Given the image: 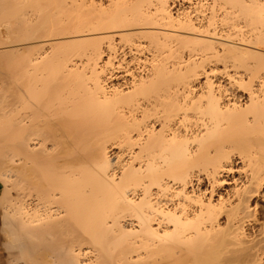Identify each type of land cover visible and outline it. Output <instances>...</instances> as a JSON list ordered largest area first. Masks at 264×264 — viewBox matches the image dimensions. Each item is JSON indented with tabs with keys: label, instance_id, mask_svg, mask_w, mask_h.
<instances>
[{
	"label": "bare ground",
	"instance_id": "obj_1",
	"mask_svg": "<svg viewBox=\"0 0 264 264\" xmlns=\"http://www.w3.org/2000/svg\"><path fill=\"white\" fill-rule=\"evenodd\" d=\"M9 178L11 264H264V0H0Z\"/></svg>",
	"mask_w": 264,
	"mask_h": 264
},
{
	"label": "rangeland",
	"instance_id": "obj_2",
	"mask_svg": "<svg viewBox=\"0 0 264 264\" xmlns=\"http://www.w3.org/2000/svg\"><path fill=\"white\" fill-rule=\"evenodd\" d=\"M0 180H2V179H0ZM6 180H8V185H6L5 183H2V181L0 182V191L1 190H3V187H6V191L8 192V194L10 195V197H13L15 194L13 193V191H14V189H15V187L14 188H12V184L11 183H13L14 182V180H12L11 178H9V179H6ZM12 181V182H11ZM4 182V181H3ZM5 185V186H4ZM10 185V186H9ZM14 185V184H13ZM8 186V187H7ZM15 186V185H14ZM5 190V189H4ZM13 190V191H12ZM1 193V192H0ZM13 199H14V197H13ZM12 199V200H13ZM14 201V200H13ZM1 205V204H0ZM2 207V206H1ZM3 208V207H2ZM0 212H1V210H0ZM4 212V211H3ZM3 216H4V214H3ZM1 220H2V213H1ZM2 224V223H1ZM2 227H3V225H2ZM2 230H3V228H2ZM1 229H0V252L1 251H3L4 250V253H6L5 252V249L1 246L2 244H3V242H6L7 240H8V234L7 233H5V231L3 230L2 231ZM13 254V258H12V261L11 262H14L13 260L14 259H16V257H18L19 256V252L18 251H11V252H8V255L10 256L11 254Z\"/></svg>",
	"mask_w": 264,
	"mask_h": 264
},
{
	"label": "crops",
	"instance_id": "obj_3",
	"mask_svg": "<svg viewBox=\"0 0 264 264\" xmlns=\"http://www.w3.org/2000/svg\"><path fill=\"white\" fill-rule=\"evenodd\" d=\"M0 210H1V212H0V229L2 230V224H3V214H2V220H1V213H2V211H3V209L1 208V206H0ZM2 223V224H1ZM4 225V224H3ZM3 228H4V226H3ZM4 230V229H3ZM2 230V231H3ZM4 243L5 242H3V244L1 245L2 247L4 246ZM4 249H5V252L6 253H4V250L3 251H1L0 252V264H7V262H8V264L12 261V258H13V254H11L10 256L8 255V252H11V251H9V250H7L6 249V247L4 246L3 247ZM10 260V261H9ZM11 264V263H10Z\"/></svg>",
	"mask_w": 264,
	"mask_h": 264
}]
</instances>
